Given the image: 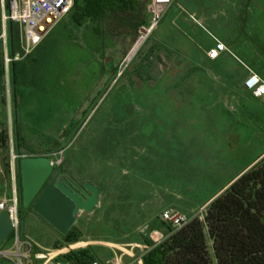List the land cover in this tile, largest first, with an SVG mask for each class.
I'll return each instance as SVG.
<instances>
[{
    "label": "rangeland",
    "instance_id": "374dc122",
    "mask_svg": "<svg viewBox=\"0 0 264 264\" xmlns=\"http://www.w3.org/2000/svg\"><path fill=\"white\" fill-rule=\"evenodd\" d=\"M184 2L176 0L164 11L159 31L171 27L182 3L202 23L194 25L185 12L189 36L205 45L212 34L230 51L211 62L190 44L197 59L195 74L182 69L175 76L177 63L164 57L158 80L138 78L135 57L141 46L129 58L136 37L122 35L100 42L107 48L104 71L108 57H115L110 75L102 74L101 64L88 61L85 51L75 53L70 44L61 43L60 52H51L36 76L24 73L20 79L15 121L10 84L8 91L0 86V121L9 138L8 148L0 152V200L13 189L19 198L17 159L14 176L10 170L12 155L49 156L54 165L60 161L55 170L64 168L77 181L93 182L100 192L98 205L91 213L79 212L70 228L79 240L73 244L34 212L18 211V239L30 244L26 250L33 264L84 248L99 261L116 254L124 262H136L162 241L152 234L162 229L163 209L201 215L202 205L262 157L264 97L252 98L241 85L243 65L264 80V0ZM67 22L65 18L60 25ZM87 42L94 50L100 46L94 37ZM150 45L151 40L140 53ZM67 119L77 125L63 137ZM15 134L20 155L13 146ZM67 157L71 161L65 166ZM0 250L12 252L13 238L8 236ZM15 259L0 256V264Z\"/></svg>",
    "mask_w": 264,
    "mask_h": 264
},
{
    "label": "trees",
    "instance_id": "16d2710c",
    "mask_svg": "<svg viewBox=\"0 0 264 264\" xmlns=\"http://www.w3.org/2000/svg\"><path fill=\"white\" fill-rule=\"evenodd\" d=\"M8 1L5 0L6 7ZM147 5L148 0H73L68 20L78 27L87 23L90 36L100 45L103 39H113L127 34V31L137 37L139 27L148 20ZM102 44L98 46L101 51L100 69L103 75H110L114 63L105 62L107 71H104L106 48ZM141 47L135 57L136 61L140 57ZM2 48L0 42V86L4 83ZM18 50V29L10 22L7 27L6 54L12 59ZM25 58L26 56L21 60L11 61L8 65L10 105L14 121L20 79L24 73L33 77L37 75ZM138 62L140 69L136 71L137 77L149 79L152 76L149 71L150 59L144 56ZM76 125L75 119H67L62 126V136H66ZM4 126L5 122L0 121V149L3 151L8 148L9 142ZM14 137L13 146L20 155L19 139L16 134ZM70 161L68 157L65 160L69 165ZM17 182L19 193V178ZM6 196H10V191ZM17 208L18 211L22 209L20 197L17 200ZM159 221L164 238L141 255L142 264H264V156L240 172L205 206L202 219L198 216L191 217L177 230L161 219ZM72 235H75V232L71 229L64 235L69 244L79 241ZM9 236L13 238V233ZM80 244L70 245V248ZM148 245L151 244L148 242ZM61 258L84 264L97 259L90 248L68 251Z\"/></svg>",
    "mask_w": 264,
    "mask_h": 264
},
{
    "label": "built area",
    "instance_id": "2783aa9c",
    "mask_svg": "<svg viewBox=\"0 0 264 264\" xmlns=\"http://www.w3.org/2000/svg\"><path fill=\"white\" fill-rule=\"evenodd\" d=\"M173 0H148V20L138 29L136 45L139 47L152 35L158 26L160 18L167 7L170 6ZM73 0H0V42L3 47V66L4 76L7 91L8 88V65L11 61H17L28 55L32 49L41 41V39L48 33V31L63 17H65L71 10ZM189 18L197 22L192 15ZM14 23L18 29V43L20 53L14 55L11 59L6 54V41H7V27L8 23ZM213 44L206 52L205 57L208 61H216L223 54H230L229 49L214 36L210 35ZM132 48V49H133ZM130 54V53H129ZM128 54V57H129ZM246 76L242 80V88L252 98L260 99L264 97V80L256 74L253 70L243 65ZM17 156L12 155L10 159L11 175L14 176V162ZM7 211L11 222V232L13 233V250L12 252L1 251L0 256L4 258L15 257L13 264H33L29 259V251L26 247H31L26 241L18 239V208L17 197L15 189L12 190L10 196H4L0 200V213ZM193 215L192 217H194ZM199 219L203 215H196ZM160 219L165 224L169 225L172 229L177 230L185 225L191 217H187L175 208L163 209L160 214ZM158 239H161L159 236ZM58 253L52 254L47 258L43 264H84L74 260H65L57 257ZM36 259L41 258L35 255ZM11 260V259H10ZM141 260L124 262L122 255L117 256L113 254L106 260L99 261L98 259L88 264H140Z\"/></svg>",
    "mask_w": 264,
    "mask_h": 264
},
{
    "label": "crops",
    "instance_id": "0c3cea01",
    "mask_svg": "<svg viewBox=\"0 0 264 264\" xmlns=\"http://www.w3.org/2000/svg\"><path fill=\"white\" fill-rule=\"evenodd\" d=\"M174 2H176V0H173L171 4H173ZM183 2H184V0H183ZM187 5L191 6L192 4H191V2H188ZM70 11H69V13H70ZM185 12L187 13L188 19L194 25L201 27V25H202L201 21L199 19H197L194 14L187 12L186 6H184L182 3L179 4L178 15L172 20V25L170 28H168V29L163 28L159 31V23H158L157 28L155 29V31L152 33V35L148 39V41L151 40V45L147 48V50L145 49V52H141L140 57H139L141 59L142 57L145 56V57L149 58L151 61L150 65H149V71H150V74L152 76L148 80L151 79V80L156 81V80H158L160 75L163 74V70L160 69L159 64H160V59H163L164 57L171 58L173 61H175L177 63V69H176L177 71H176V73H174L175 76L180 74L182 72V69H183L184 74H188V75H190V73L195 74L196 69L198 68L197 67V59H196V57H194L195 56L194 54H190V52L193 51L191 49L190 44H193L192 47L194 48V51H193L194 53H196V51H199L202 53V55H204V58L206 59L205 52L213 44L212 38L209 36L210 33H208V36L210 38V43L205 44V45H203L201 41L200 42L196 41L195 39H193V37L189 36L188 32L185 30L186 26H185V22H184L183 17H182ZM69 13L65 17H63L60 21H58L48 31V33L41 39V41L32 49V51L28 55H26L25 59L28 60V64L30 65V68H32L34 72L39 73L41 66L44 63H46L47 57L51 52H53V51H55L56 53L60 52L59 45L61 43L70 44L71 45L70 50H72V52L76 53V51H78V52L85 51L86 53H88L90 55L88 61L97 62V64H99V62L101 60L100 47H97L94 50L93 48H91V47L89 48V46H87L88 45L87 41L90 38L92 39V37L90 36L91 32L86 27V26H88V24L84 23L79 27L72 25L71 22L68 20ZM190 15H192L197 22L192 21L189 18ZM65 18H67L68 24H65V25L61 24L60 25V22ZM122 35L127 36V37H129V36L134 37L128 31H127V34H122ZM122 35H120V36H122ZM210 35H212V34H210ZM118 37L119 36H117L115 38H118ZM111 40H114V38ZM86 42H87V44H86ZM147 42H145L142 45L141 50H142L143 46L146 45ZM111 46L115 47V44H112ZM18 49H19V43H18ZM17 53H20V49L17 51ZM105 58H106V54L104 52V59L103 60H105ZM139 58H138V61H140ZM114 60H115L114 56H111V57L109 56L106 63L107 62L115 63ZM184 63H186V64H184ZM138 64H139V62H138ZM255 73L258 74L257 72H255ZM73 77H74V74L70 75L68 78L72 79ZM173 79H174V77L171 80V85L173 83ZM2 85H5V87H6L5 76H4V83ZM8 87H9V84H8ZM0 99L2 101L1 97H0ZM0 152H1V149H0ZM29 155H31V154H29ZM263 155H264V153H263ZM22 156H26V155H22ZM67 165H68V163L66 162L65 166H67ZM0 183H3V181H0ZM90 183L95 185V183H93V182H90ZM2 192L4 194L7 193L6 190H3ZM4 196H6V195H3V197ZM206 205L207 204H204L201 206V209L203 210V212H204V208ZM202 215H203V213H202ZM192 216L193 215H190V217H192ZM153 232L154 233L152 234V236L157 234L158 236L161 237V239L164 238L163 232L161 230H154Z\"/></svg>",
    "mask_w": 264,
    "mask_h": 264
},
{
    "label": "water",
    "instance_id": "95a60500",
    "mask_svg": "<svg viewBox=\"0 0 264 264\" xmlns=\"http://www.w3.org/2000/svg\"><path fill=\"white\" fill-rule=\"evenodd\" d=\"M55 165L46 155L17 156L20 205L65 235L79 212L91 213L98 205L99 189L88 181L79 186L70 179H61V169L55 170ZM10 233L9 214L3 211L0 213V247Z\"/></svg>",
    "mask_w": 264,
    "mask_h": 264
},
{
    "label": "flooded vegetation",
    "instance_id": "af4514ba",
    "mask_svg": "<svg viewBox=\"0 0 264 264\" xmlns=\"http://www.w3.org/2000/svg\"><path fill=\"white\" fill-rule=\"evenodd\" d=\"M60 178L61 179H70L72 181H75L79 186L82 185V183L84 182V181L83 182L77 181V179L73 175H71V173H69L68 171H66L64 169H61ZM30 211H32V210H30Z\"/></svg>",
    "mask_w": 264,
    "mask_h": 264
},
{
    "label": "bare ground",
    "instance_id": "6f19581e",
    "mask_svg": "<svg viewBox=\"0 0 264 264\" xmlns=\"http://www.w3.org/2000/svg\"><path fill=\"white\" fill-rule=\"evenodd\" d=\"M139 48V45H136L131 51H132V53L131 54H129L130 56H129V58L136 52V50Z\"/></svg>",
    "mask_w": 264,
    "mask_h": 264
}]
</instances>
